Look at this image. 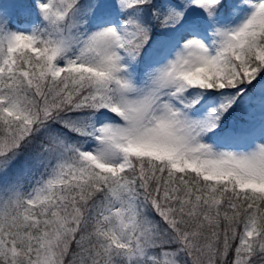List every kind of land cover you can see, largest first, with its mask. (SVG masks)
<instances>
[{
  "label": "snow or ice",
  "instance_id": "snow-or-ice-1",
  "mask_svg": "<svg viewBox=\"0 0 264 264\" xmlns=\"http://www.w3.org/2000/svg\"><path fill=\"white\" fill-rule=\"evenodd\" d=\"M0 264H264V0H0Z\"/></svg>",
  "mask_w": 264,
  "mask_h": 264
}]
</instances>
